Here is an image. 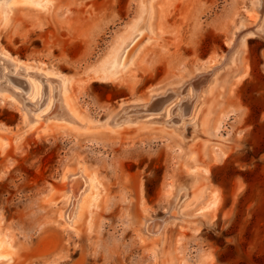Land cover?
Listing matches in <instances>:
<instances>
[{
    "label": "rangeland",
    "instance_id": "rangeland-1",
    "mask_svg": "<svg viewBox=\"0 0 264 264\" xmlns=\"http://www.w3.org/2000/svg\"><path fill=\"white\" fill-rule=\"evenodd\" d=\"M52 2L46 9L15 5L9 24L0 20V47L20 62L65 76L76 109L98 132L91 136L81 129L55 128L48 140L40 139L24 125L21 110L0 103V135L18 140L0 155V230L15 249L12 264H199L200 256H207L210 264H264L263 37H245L249 75L237 88L238 64L217 72L216 87L201 111L202 119L210 112L208 120L195 139L187 127L186 145L171 134L180 125L172 119L163 123L162 113L122 129L113 130L107 123L121 105L142 104L150 96L157 97L156 103L165 101L161 95L194 71L219 66L230 50L233 31L256 23L252 1ZM149 5L152 30H145L129 48L126 60L132 64L121 84L93 78L116 46L132 37L139 16H150ZM7 67L4 75L0 65V89L16 94L28 111L38 109L27 99L28 82ZM45 79L39 78L43 102ZM13 80L26 86L15 88L9 84ZM142 110L137 106L125 112ZM218 148L227 157L216 165L212 161ZM66 164L69 169L84 165L103 186L98 208L74 229L60 220L66 206L61 198ZM207 164L214 166L209 178L196 174L193 191L206 193L199 198L202 202L213 192L220 197L214 223L205 224L197 215L199 201L169 215L166 198L175 176L195 174ZM145 220L155 231L163 224L161 234H141ZM163 236L165 244H158L160 253L154 258L150 245Z\"/></svg>",
    "mask_w": 264,
    "mask_h": 264
},
{
    "label": "bare ground",
    "instance_id": "bare-ground-1",
    "mask_svg": "<svg viewBox=\"0 0 264 264\" xmlns=\"http://www.w3.org/2000/svg\"><path fill=\"white\" fill-rule=\"evenodd\" d=\"M251 1L257 15L256 23L245 31H242V29H235L233 31L230 40V50L223 57V61L219 66L194 71V73L179 86L174 89H168L167 92L161 95V97L166 96L167 99L165 101L159 100V102L156 103L157 97L154 98L155 96H150V98L142 104L121 105L118 110L109 115V119L107 120L109 127L113 130L122 129L124 126L137 124V119L139 118H146L151 114L162 113L163 116L161 119H164L163 123L167 124L172 119V121H175L173 124L180 125L178 129H175L171 133L178 142L186 145L187 136L185 131L188 126H191L193 129L192 134H194V136H192L191 139L198 137L210 114V112H208L205 118L202 119L201 117L202 108L206 104L205 99L212 94L216 87L217 72L221 68L238 64L237 69L234 71L233 84V89L237 88L249 75L248 67L244 64L243 58L246 52L245 37L249 35H258L264 38V0ZM23 3L38 7V9H46L53 2L52 0H0V20H3L5 24L8 25L9 17L13 13L15 5ZM148 9V14L150 16L144 18V12L139 16L138 21L136 20L137 22H134L135 25L132 27V37L125 40L123 39L120 47L119 45L116 46V53L107 57V59H109L108 61L106 60L107 62L105 61V66H103L93 78L112 84H121L120 81L123 72L132 64L130 60H126V54L129 48L145 30H152V6L149 5ZM240 30L242 33H239ZM0 65L4 69H2L4 75L9 72L7 66H11L15 71L14 73L24 78L29 84H27V99L33 102L38 109L34 108L32 111H28L21 107V102L15 97L16 94H14V96L11 95V91L5 87H1L0 89V103H2V105L6 103L21 110L24 118V125L29 128L28 131H31L35 137L48 140V137L53 134L52 131L55 128H61L63 131L64 129L72 131H80L81 129L82 133L91 136H94L96 132H98V129L94 127L95 125H90L92 123L81 116L76 109L71 99L69 80L65 76L59 72L46 70L43 67H33L20 62L16 57L10 55L9 52L1 47ZM22 72H24V75L20 74ZM87 72L89 73L90 71ZM42 76L46 78L45 80L48 84L46 88L47 95L44 102V87H42V83L39 80ZM9 84L14 85L15 88H23L26 86V84L20 80L9 81ZM137 106L144 110L139 112H125ZM141 113L147 114L138 117V114ZM173 115L174 117L172 118ZM229 116V114L223 116L218 124L216 133L219 132ZM147 122L152 123L154 121L151 119ZM17 141L18 140L10 141L8 138L5 139L0 135V155H4L13 147V143L15 145L17 144ZM226 157V153L218 148L212 163L216 165L217 163L220 164ZM211 165L212 164H207L205 167L198 166L197 173L195 174L189 171L184 175L175 176V182L172 184L171 190L166 198L169 215L174 208L181 210L183 207H191L192 204L199 201V198L203 199L202 197H204L206 193L202 192V194H205L202 196L197 190H193L197 182V175L199 178L202 176L204 178H209L211 169L214 167ZM68 167L67 164L64 165L62 176L66 188L61 198L64 197L66 206L60 210V220L63 221L67 229H74L81 223L83 217L89 214L93 208H98L101 201L103 186L100 177L94 172H89L84 165L78 166L75 169H69ZM202 190L203 188L200 189V191ZM203 191H205V187ZM199 194L201 197H199ZM211 194L212 195L210 197L207 196L209 198L206 197L207 199H204L203 202H198V209L195 208L197 209V215L204 220L205 224L214 223L221 208V201L218 194L216 192ZM193 207H195V205ZM143 219L147 218L143 216ZM147 222L148 221L145 220L140 225L139 231L141 234L143 233L144 236H147L146 233L155 234L159 232V235L161 234L164 228L163 224L155 231L152 226L151 228L148 227ZM158 244L164 246V236L150 245V250L154 258H158L160 253V251H158ZM15 255V249L9 244V240L4 237L0 230V264H12L15 260ZM198 262L199 264H210L207 256H200Z\"/></svg>",
    "mask_w": 264,
    "mask_h": 264
}]
</instances>
